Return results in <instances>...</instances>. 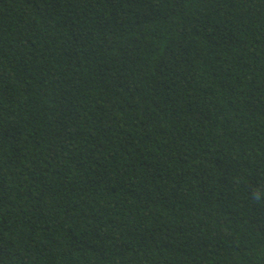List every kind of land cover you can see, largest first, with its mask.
Listing matches in <instances>:
<instances>
[{
    "label": "trees",
    "instance_id": "trees-1",
    "mask_svg": "<svg viewBox=\"0 0 264 264\" xmlns=\"http://www.w3.org/2000/svg\"><path fill=\"white\" fill-rule=\"evenodd\" d=\"M0 264H264V0H0Z\"/></svg>",
    "mask_w": 264,
    "mask_h": 264
}]
</instances>
